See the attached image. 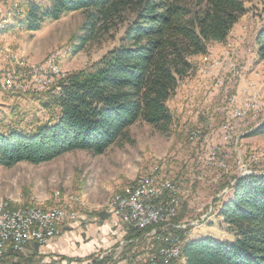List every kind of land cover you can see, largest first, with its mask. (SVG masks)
Wrapping results in <instances>:
<instances>
[{
  "label": "rangeland",
  "instance_id": "obj_1",
  "mask_svg": "<svg viewBox=\"0 0 264 264\" xmlns=\"http://www.w3.org/2000/svg\"><path fill=\"white\" fill-rule=\"evenodd\" d=\"M28 1L0 0V71L15 76L13 91H0L2 133L12 129L31 133L41 124L54 122L55 111L45 106L58 84L90 69L117 45L124 28H114L74 52L84 33L85 14L69 13L30 32L14 24L23 18ZM246 9L225 43L190 59L193 72L178 82L166 103L173 117L166 131L137 122L128 128L129 140L118 141L102 155L73 151L38 165L0 166V202L10 208H60L75 213L74 221L61 225L63 230L82 217L104 214L115 219L108 207L141 179L170 181L178 190L175 215L146 227L134 242L122 236L107 250L112 253L107 264L123 259L129 262L125 264H149L162 247V238H177L181 247L184 240L206 236L231 242L234 236L218 216L219 207L230 197L237 179L264 176V133L253 135L264 126V61L258 60L254 49L264 3L249 0ZM3 19L9 21L2 23ZM228 51L235 52L226 61ZM10 54L22 59L25 67L12 64ZM55 68L64 78H54L50 71ZM192 133L196 138L191 139ZM162 201L166 197L153 204ZM118 223L121 234L134 229ZM44 246L31 242L20 253L11 249L16 256H10L8 248L0 264H43ZM102 253L94 258L100 261ZM172 264H184L181 255Z\"/></svg>",
  "mask_w": 264,
  "mask_h": 264
},
{
  "label": "trees",
  "instance_id": "obj_2",
  "mask_svg": "<svg viewBox=\"0 0 264 264\" xmlns=\"http://www.w3.org/2000/svg\"><path fill=\"white\" fill-rule=\"evenodd\" d=\"M248 1L29 0L23 18L14 20L26 31H38L41 24L69 13L85 14L84 33L74 52L114 28H124L117 45L90 69L58 84L45 106L55 111L54 122L31 133L0 131V166L38 165L73 151L102 155L118 141L129 140L128 128L137 122L166 131L173 121L166 103L178 82L193 72L190 59L225 43L247 13ZM254 42L258 60L264 61V20ZM261 133L264 126L253 135ZM218 216L233 240L183 239L179 255L184 264H264V176L237 179ZM142 231L133 229L125 240H138ZM108 259L92 256L77 263L107 264Z\"/></svg>",
  "mask_w": 264,
  "mask_h": 264
},
{
  "label": "built area",
  "instance_id": "obj_3",
  "mask_svg": "<svg viewBox=\"0 0 264 264\" xmlns=\"http://www.w3.org/2000/svg\"><path fill=\"white\" fill-rule=\"evenodd\" d=\"M234 52L229 53L228 51L226 61L233 58ZM10 62L21 68L25 67L15 64V61ZM41 68L43 69V65ZM51 73L56 75L55 79L64 78L56 72ZM14 81L15 76L12 73L1 69L0 91H13ZM39 81L42 82V80ZM193 138H196L195 133L191 134V139ZM177 194V187L170 181L155 182L152 178L141 179L136 184V188H125L124 194L118 195L114 199L113 208L107 211L125 226L142 230L154 225V219H166L167 221L175 215ZM159 197L161 199L166 197V201L154 205V201ZM2 206L4 210H9V218L7 221H2L0 227V257L8 248L20 253L31 242L46 245L60 235L61 225L65 222H72L76 218L75 213L60 208H50L46 213L36 214L30 213L27 207L23 210L11 211L7 205ZM160 242L162 247L159 248L157 254L151 256L149 264H172L177 258L179 240L162 238ZM104 256L105 254H102L99 260L105 258Z\"/></svg>",
  "mask_w": 264,
  "mask_h": 264
},
{
  "label": "crops",
  "instance_id": "obj_4",
  "mask_svg": "<svg viewBox=\"0 0 264 264\" xmlns=\"http://www.w3.org/2000/svg\"><path fill=\"white\" fill-rule=\"evenodd\" d=\"M193 58L199 59L200 56ZM121 231L118 221L109 215L82 217L73 224L65 225L63 230L60 229V236L43 247V264H78V261H85L115 246L125 235ZM59 260L61 262L57 263ZM125 262L128 261L123 259L117 264Z\"/></svg>",
  "mask_w": 264,
  "mask_h": 264
},
{
  "label": "bare ground",
  "instance_id": "obj_5",
  "mask_svg": "<svg viewBox=\"0 0 264 264\" xmlns=\"http://www.w3.org/2000/svg\"><path fill=\"white\" fill-rule=\"evenodd\" d=\"M7 16H8V14H7ZM10 18H11V16H10ZM12 19V18H11ZM9 21V19H3V21H2V23H7ZM3 26H0V29L2 28ZM9 59H10V61H15V64H17V65H20V66H25V62H23L22 61V59L20 60V58L19 59H17L16 58V56H12L11 54L9 55ZM52 64V63H51ZM28 66V65H27ZM56 69V68H55ZM51 72H56V74H59L60 76H62V77H64L65 75L62 73V74H60L61 72L58 70V69H56V70H54V69H52V71ZM138 184V183H137ZM136 188V187H135ZM115 198H117V197H115ZM113 201V200H112ZM2 205H7L8 206V208L11 210V211H19V210H23L24 208H10L9 207V204L8 203H5V202H0V227H1V225H2V221H7L8 220V218H9V210H4V206H2ZM111 205V204H110ZM109 205V206H110ZM113 206H114V201H113V203H112V207L111 208H113ZM109 209H111L110 207H108ZM107 208V209H108ZM27 209H29L30 210V213H36V214H43V213H46V211L48 210V209H40V208H36V207H27ZM108 209V210H109ZM163 220H165V219H154V224L155 223H158V222H161V221H163ZM102 254H105V258L106 257H108V256H112V253L111 252H109V251H107V252H105V253H102ZM101 254V255H102ZM179 254H180V248H178V250H177V257L179 256Z\"/></svg>",
  "mask_w": 264,
  "mask_h": 264
}]
</instances>
